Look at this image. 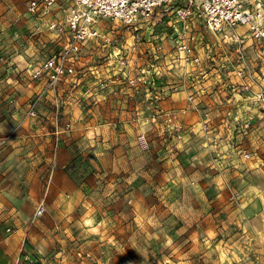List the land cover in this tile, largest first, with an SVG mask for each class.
Here are the masks:
<instances>
[{
    "label": "rangeland",
    "instance_id": "1",
    "mask_svg": "<svg viewBox=\"0 0 264 264\" xmlns=\"http://www.w3.org/2000/svg\"><path fill=\"white\" fill-rule=\"evenodd\" d=\"M27 1L0 0V264H264V177L239 150L264 152V133L238 140L259 131L264 97L230 87L264 89L246 28L185 23L182 0L130 25L102 20L47 89L33 71L60 44ZM183 29L215 61H174ZM239 40L249 79L235 75ZM189 93L229 146L203 136Z\"/></svg>",
    "mask_w": 264,
    "mask_h": 264
},
{
    "label": "built area",
    "instance_id": "2",
    "mask_svg": "<svg viewBox=\"0 0 264 264\" xmlns=\"http://www.w3.org/2000/svg\"><path fill=\"white\" fill-rule=\"evenodd\" d=\"M176 0H72L71 4L63 10L62 20L59 23L49 21L48 16L55 10L57 0H28L26 11L29 15L46 20L48 28L55 31L56 39L60 44L57 52L49 53L33 71V77L44 80L47 89H54L64 78L74 73V60L81 51L84 43L95 37L104 36L102 33V20L120 21L130 25L140 17L149 16L153 9L161 4L172 3ZM181 6H175L178 18L187 22L197 19L211 31L231 30L237 35L236 28L244 26L250 36L251 45L255 48L260 59L264 60V0H182ZM185 27L188 26L185 24ZM185 37L180 33L174 45V61L181 65L190 64L200 66L215 61V57H203L196 50L195 35L189 34L187 29ZM236 55L232 58L235 75L251 78L247 74L248 59L243 53L242 40L232 42ZM209 52V50H207ZM232 90L248 91L255 100L264 97V89H252L248 82L239 86L231 83ZM247 92V93H248ZM191 107L200 114V129L203 136L211 142L224 140V135L218 127L207 117L205 108L194 98V94L187 95ZM231 111H227L230 114ZM250 123H248V126ZM246 158L251 152L239 149Z\"/></svg>",
    "mask_w": 264,
    "mask_h": 264
},
{
    "label": "crops",
    "instance_id": "3",
    "mask_svg": "<svg viewBox=\"0 0 264 264\" xmlns=\"http://www.w3.org/2000/svg\"><path fill=\"white\" fill-rule=\"evenodd\" d=\"M37 19L41 20V18H37ZM183 105H184V103H183ZM260 132L264 133V120H262L260 122L259 131L251 129L250 133H248L245 137L244 136H239L238 140L242 141L244 143V145L246 143V139L249 140L248 143H252V142L255 141L256 135L258 136V133H260ZM226 142L229 143V141H227V140L222 141V143L221 142L220 143L229 146ZM255 148H256V146H255ZM255 148L251 149V158L249 160L250 163L249 162L246 163V166H247L246 171L250 170V165H253L255 168H257L255 170L257 172H259L262 177H264V152L261 151L262 149L258 152L257 149H255ZM261 198L264 199V192H262L261 197H257L258 206H260L261 208H264V205H261V203L259 201ZM261 211L262 212H259V224L257 225V230L256 231L258 233V238H260V240H264V209H262Z\"/></svg>",
    "mask_w": 264,
    "mask_h": 264
}]
</instances>
